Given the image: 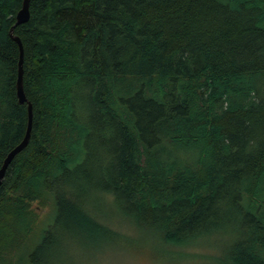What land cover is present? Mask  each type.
<instances>
[{"label": "trees", "instance_id": "1", "mask_svg": "<svg viewBox=\"0 0 264 264\" xmlns=\"http://www.w3.org/2000/svg\"><path fill=\"white\" fill-rule=\"evenodd\" d=\"M21 1L0 0V165L27 122ZM28 4L13 32L32 125L0 179V264L34 235L29 264H50L57 228L68 247L116 240L98 191L161 251L211 242L218 264H264V0ZM35 198L53 208L37 231Z\"/></svg>", "mask_w": 264, "mask_h": 264}, {"label": "rangeland", "instance_id": "2", "mask_svg": "<svg viewBox=\"0 0 264 264\" xmlns=\"http://www.w3.org/2000/svg\"><path fill=\"white\" fill-rule=\"evenodd\" d=\"M103 161L105 160L96 153L90 162L85 163L86 167H89L90 177L92 174H95L94 177L97 179L102 176L99 163L103 164ZM90 198L100 218L110 223V227L120 231L116 240H113L114 235L112 236L110 233L112 239L110 236L108 241H103L101 244L94 243V246L82 244L68 247L65 238L60 237L61 231L57 228L58 238L51 242L52 246L48 251L51 255L50 264H218L208 256V254L219 253L218 248L213 243L190 244L186 246V249L192 254L183 258L173 256V253L169 254L166 250L161 251L158 243L154 244L153 241H150V234L144 235L141 230L127 226L126 207L122 202L117 201L113 195L98 191L93 192ZM30 205L36 210L34 214L36 220L31 229L37 231L38 228L51 220L53 208L49 199L40 203L38 198H35L30 201ZM38 238L39 235H34L31 239L26 240L18 251L12 253V264H29L28 254ZM211 240L221 246L224 244L221 237L214 236V239ZM134 243H140L142 247L146 248L132 247ZM149 251L156 253L157 257L154 258Z\"/></svg>", "mask_w": 264, "mask_h": 264}, {"label": "water", "instance_id": "3", "mask_svg": "<svg viewBox=\"0 0 264 264\" xmlns=\"http://www.w3.org/2000/svg\"><path fill=\"white\" fill-rule=\"evenodd\" d=\"M29 0H22L20 2L21 7L17 10L16 14H14L15 17V21L14 23L9 27V33L12 36L13 40L15 42H17L18 44V48H19V57H18V63L16 64L17 67V76L15 77L16 80V89L15 92L17 94V98L20 102L25 103L26 107H27V113H26V117H27V122H26V127L24 128L25 132L23 133L21 139H19L17 142H15L14 146L11 147L7 152H5L4 157L2 159V163L0 165V179L3 177L4 171H5V166L10 162V160L14 157L13 155L15 154V152L19 151L21 148L25 147V145L27 144V139L30 136V126L32 125V117H31V113H32V104H31V100L28 99V97L26 96L25 92H23L24 88H23V45L22 42H20V37L16 34H14L13 32V26L17 23H22L24 21H26L29 16V4H28Z\"/></svg>", "mask_w": 264, "mask_h": 264}]
</instances>
